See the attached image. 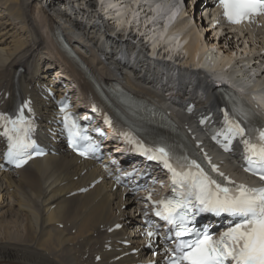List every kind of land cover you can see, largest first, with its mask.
I'll use <instances>...</instances> for the list:
<instances>
[{"label":"bare ground","instance_id":"6f19581e","mask_svg":"<svg viewBox=\"0 0 264 264\" xmlns=\"http://www.w3.org/2000/svg\"><path fill=\"white\" fill-rule=\"evenodd\" d=\"M193 1L199 2L195 6V11L201 13L199 19L190 9ZM184 2L189 21L175 20L168 27L176 0H0L7 16L24 23L32 41L14 31L10 20L4 19L7 16L0 14V90L7 88L17 68L21 75L24 73L25 85L41 69L44 60L36 52L47 47L38 22L30 16L34 8L36 14L43 12L48 36L56 46L54 59L58 66L52 65V56L45 65L57 68L53 72L56 77L76 76L82 90L91 86L89 79L98 83L114 79L133 93L171 105L192 97L198 106L205 107L209 102L208 106L213 105L216 86L222 79L235 80L244 89L261 75L264 77L261 36H256L259 44L254 42L256 45L249 50L252 55L243 57L245 50L237 47L243 44L229 34L216 38L217 31L209 27V16L203 13L212 7V0ZM57 19L65 27L55 23ZM57 26L84 54L81 59L92 77L60 47L53 33ZM248 40L252 44L253 39ZM37 75L40 82L47 80L45 72ZM58 92L60 96L63 89ZM35 106L40 116L50 111L38 98ZM45 122L42 117L41 126ZM99 174L91 161H79L62 144L54 153L33 159L21 169L0 171V196L3 201L8 196L14 200L13 204L3 205L5 210L0 214V264H131L144 255L147 248L136 232L139 224L133 212L137 206L133 197L113 190L106 181L74 193ZM117 222L123 224L122 228L108 232ZM125 235L134 245L119 251L117 240L125 239ZM108 239L109 250L104 248ZM139 245L144 249L141 254L115 260ZM97 254L99 261L94 259Z\"/></svg>","mask_w":264,"mask_h":264},{"label":"snow or ice","instance_id":"6c2138e0","mask_svg":"<svg viewBox=\"0 0 264 264\" xmlns=\"http://www.w3.org/2000/svg\"><path fill=\"white\" fill-rule=\"evenodd\" d=\"M219 4L230 23L251 22L264 16V0H219ZM24 109L30 111L29 102L23 104L15 119L0 114V121L5 125L3 135L9 141L6 158L17 167L27 162L25 157L31 158L28 149L34 143L29 136L31 121L23 115ZM9 124L11 128L7 127ZM64 126L69 133L70 146L81 156H87L89 150L98 147L69 114H65ZM224 135L225 139L243 138L245 129L229 121ZM80 140L88 142L84 151L77 147ZM241 143L249 163L245 171L256 169L254 174L258 175L260 186L236 184L212 165V171L219 173L226 182L221 183L195 160L176 158L165 147L151 149L139 146L149 160L162 162L171 174L172 196L154 202L155 215L167 222L169 231L175 230L178 241L169 257V264H264V130L259 132L258 139H242ZM224 147L228 150L227 145ZM200 213L227 214L234 219L217 238L193 226ZM147 236L153 238L155 233L148 231Z\"/></svg>","mask_w":264,"mask_h":264},{"label":"rangeland","instance_id":"374dc122","mask_svg":"<svg viewBox=\"0 0 264 264\" xmlns=\"http://www.w3.org/2000/svg\"><path fill=\"white\" fill-rule=\"evenodd\" d=\"M188 2H190V0H187L186 1V3H188ZM196 2V1H195ZM197 4H199V2H196V4L194 3V1H193V3H192V5L190 6V9H191V12H192V15L194 16V17H196L197 19H199V18H201V13L199 12L198 13V11H195V6L197 5ZM35 10V11H34ZM30 12H32V13H30V16H32V17H34L35 18V20L38 22V24H39V31H40V33H42L41 35H42V38H43V42H44V45H45V47H47V48H43V49H37V52H36V54H38V56L40 55V59H41V57H42V60H44L42 63H41V65L43 66V64L45 65V62H46V60H47V58H51V56L53 57V59L54 58H56L57 59V57H55L56 55H55V50H54V47L52 46L53 44H52V41L50 40V36H48V28H49V25H47V28H46V26H45V21H44V15H43V12H40V13H35L36 12V9L34 8V9H32V11H30ZM6 10L2 7V6H0V14H4V16H7L6 14ZM200 15V17H198ZM5 20L6 19H8V20H10L9 22H11L12 23V26H10V27H12L13 28V26H14V28H13V30L14 31H16L17 33H21L22 35H23V38L25 39V40H27V41H29V42H31L32 43V41H31V35H30V32H29V30H27V29H24L25 27H24V23L21 21V20H19L18 21V19H13L12 17H10V16H7L6 18H4ZM55 23H57V22H62V21H60V20H56V21H54ZM62 24V23H61ZM63 25V24H62ZM64 26V25H63ZM65 27V26H64ZM207 34L206 35H209V31H207L206 32ZM205 34V33H204ZM36 42H37V40H36ZM54 51V52H53ZM53 52V53H52ZM53 54V55H52ZM56 59H54V63H53V60H52V65H56V67L58 66V64L55 62V60ZM48 65V64H47ZM56 67H53L52 68V70H53V72H55V70L57 69ZM60 68V67H59ZM1 193H3V192H1ZM2 200V201H1ZM13 202H14V200H13V198L11 197V199H10V196H8V197H6V198H4V201H3V198H2V196H0V214H2L3 212H4V210H5V207L4 208H2V206L3 205H5L6 203H9V204H13ZM8 204V205H9ZM15 207L13 206L12 207V211H14L15 209H14ZM2 210V211H1ZM84 216H82V218H83ZM60 226H61V224H60ZM74 231H75V229H72V233H74ZM96 234V233H95ZM94 234V235H95Z\"/></svg>","mask_w":264,"mask_h":264}]
</instances>
